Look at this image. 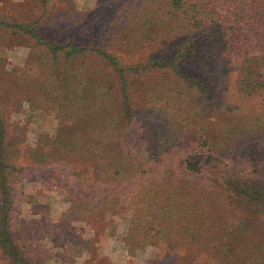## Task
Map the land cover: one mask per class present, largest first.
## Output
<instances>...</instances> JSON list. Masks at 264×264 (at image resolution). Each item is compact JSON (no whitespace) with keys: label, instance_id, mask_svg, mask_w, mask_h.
I'll use <instances>...</instances> for the list:
<instances>
[{"label":"trees","instance_id":"16d2710c","mask_svg":"<svg viewBox=\"0 0 264 264\" xmlns=\"http://www.w3.org/2000/svg\"><path fill=\"white\" fill-rule=\"evenodd\" d=\"M113 7L101 39L86 12L70 17L82 26L61 38L45 35L41 20L0 15V32L30 49L22 68L0 56V263L38 264L37 242L62 226L14 224L22 170L13 160L27 140L22 129L13 135L10 119L28 103L53 111L59 125L54 137L28 146L27 157L93 181L70 215L130 211L122 220L129 256L163 246L175 264L206 256L264 264V0H114ZM114 42L130 62L112 52ZM145 46L150 54L136 59ZM216 116L226 118L219 133L185 149L192 121ZM76 241L73 254L59 245L63 262L72 264L87 243Z\"/></svg>","mask_w":264,"mask_h":264},{"label":"rangeland","instance_id":"374dc122","mask_svg":"<svg viewBox=\"0 0 264 264\" xmlns=\"http://www.w3.org/2000/svg\"><path fill=\"white\" fill-rule=\"evenodd\" d=\"M113 6L114 0H0V15L14 17L21 13L25 17L41 20L48 30L45 35L55 32L61 38L68 35L65 33L66 30L78 29L82 26V23L73 26L70 17L77 12H86L90 13L87 22L92 23L95 29L94 35L101 39L105 36L110 20L115 16ZM43 9H46L45 15L40 14ZM31 12L34 13L31 14ZM97 12L95 18L99 19L95 20L94 16ZM14 39L16 38L3 31L0 32V56L9 67L22 68L26 64L30 49L18 45ZM110 47L116 56L122 57L126 63L130 62L127 59L132 55H127V51L118 43L114 42ZM140 49L134 54L136 59L149 55L151 52L147 46ZM215 118L216 122L213 123L210 120L208 122L197 119L192 121L183 138L185 149L193 148L201 140L212 138V135L219 133L218 127L225 123L226 118L220 116ZM10 122L13 123L12 131L17 128L26 132L20 133V137L27 140L20 146V153L13 160L14 165L22 170L20 183L13 184L14 224H18L19 220H25L43 222L55 227L62 225L60 230H56V234L52 236L54 238L37 242V246H40L37 254L41 259V262L36 259L38 264H70L59 258L60 255L65 254L59 245L67 246L69 253L73 254L70 249L74 251L76 240L79 238L87 243L72 264H150L158 253H160L161 264L176 263V257L169 249L164 253L161 252L163 246L149 249L137 257L129 256L122 243L127 229V223L122 220L129 217L130 211L117 215L99 213L88 217L68 213L70 209H73L75 201L90 195L93 181H86L85 176H80L84 178L80 179L78 170L76 173L69 166L35 164L27 157L25 151L28 146H35L41 135L50 137L56 135L59 122L53 111L36 109L28 103H23L20 112L13 115ZM158 125L161 129V124L158 123ZM13 135H17V132L14 131ZM203 176L209 177L210 172L204 173ZM199 180L203 185L210 182L204 177ZM113 224L118 226L114 237L111 234ZM30 227L33 225L30 224ZM14 231L16 232L15 228ZM203 259L202 264H218L211 257L206 256Z\"/></svg>","mask_w":264,"mask_h":264}]
</instances>
